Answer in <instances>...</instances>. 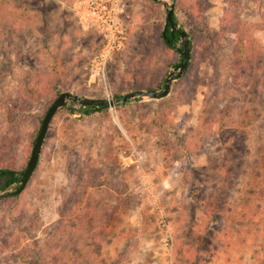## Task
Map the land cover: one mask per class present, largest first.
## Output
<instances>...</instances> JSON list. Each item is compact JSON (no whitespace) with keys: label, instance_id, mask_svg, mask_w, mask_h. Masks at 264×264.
Returning <instances> with one entry per match:
<instances>
[{"label":"rangeland","instance_id":"374dc122","mask_svg":"<svg viewBox=\"0 0 264 264\" xmlns=\"http://www.w3.org/2000/svg\"><path fill=\"white\" fill-rule=\"evenodd\" d=\"M80 1L0 0V158L16 168L57 92H130L136 75L129 58L144 16L165 26L161 0L150 12L149 0H122L126 39L101 64L103 40L75 14ZM196 2L181 0L199 9ZM202 2L211 4L209 27L217 29L226 2ZM227 4L260 48L243 54L240 66L230 33L220 73L201 63L199 84L182 89L175 80L164 99L89 115L56 111L31 180L13 207L0 202V264H29L20 254L34 244L45 264H82L80 252L92 264H264V0ZM56 59L63 77L51 74ZM180 90L193 98L178 99ZM156 112L167 114L163 128L175 147L152 134Z\"/></svg>","mask_w":264,"mask_h":264},{"label":"trees","instance_id":"16d2710c","mask_svg":"<svg viewBox=\"0 0 264 264\" xmlns=\"http://www.w3.org/2000/svg\"><path fill=\"white\" fill-rule=\"evenodd\" d=\"M202 1L197 0L196 5L200 7L195 9V6L186 7L181 4V0L176 2L174 6V20L177 24H180L184 30L188 33L190 40V61L188 63L185 73L176 80V82H181L182 89L190 88V83L199 84L200 78L197 76V70L201 63L209 62L214 69V74L218 75L220 73L221 57L220 50L222 48V40L227 34L234 35V44L232 48V55L234 62L237 66L242 64L243 54H254L259 52L260 48L258 43H256L252 38L249 40L248 34V24L242 22L238 15L231 13L230 6L227 4V1L223 7V12L219 17V23L217 29H212L209 27L207 9L211 7V4L203 7ZM236 4V2L234 1ZM129 4V2H128ZM160 7L161 3L157 0H149V2H144V7L147 12H150L152 6ZM194 8V9H193ZM159 11L163 12L162 8H158ZM190 9H192L190 11ZM181 10L187 11L186 19L183 20L180 18ZM150 22V13L146 14L142 20L141 25V39L136 40V50L131 52L130 61L132 60V66L130 65L131 71L136 75L135 87L130 89L134 90H151L157 89L163 84L164 77L168 72L169 66L177 65L180 60V53L178 51L177 43L180 40V36L176 30H172L169 23H166L165 26H160L155 22ZM74 27L71 26V33L74 34ZM65 34V33H63ZM68 34V35H70ZM254 42V43H253ZM180 45V44H179ZM141 47V49L139 48ZM181 46V45H180ZM249 53V54H248ZM153 55H156L157 67L153 69L150 65L153 61ZM246 57V59H248ZM247 61V60H246ZM65 66L60 64L59 60L56 59L51 64V74L53 76L63 77L65 72ZM132 67V68H131ZM236 73L240 72L239 67L232 68ZM233 70V71H234ZM234 72V73H235ZM235 80H237L235 78ZM39 89H46L45 86H41ZM195 88H193L194 90ZM41 91V90H40ZM130 91V92H131ZM195 91V90H194ZM58 95L60 92H57ZM179 97L182 98L183 102H189L193 95L191 93L185 94L183 91L175 92ZM216 94V92H214ZM57 95V96H58ZM168 95V94H167ZM167 95L165 97H167ZM184 95V98H183ZM121 96V95H117ZM165 97L152 100H161ZM92 98V97H88ZM139 100V99H135ZM132 100H128L126 103L116 104V107H121L124 104L130 103ZM105 106H80L75 107V104L69 105L67 107H60L58 110H65L68 113L75 114L83 113L89 115L95 111L106 110ZM57 110V111H58ZM42 116L38 121V127L36 133L38 134L42 119ZM167 114L156 112L150 121V129L152 134L157 135L161 138L164 144L175 147L167 139L165 130L163 128L166 121ZM36 134V135H37ZM34 141V140H33ZM184 141V139H182ZM44 143V141H43ZM31 148H28L27 158L25 162L16 168L11 160V158L5 159L0 158V170L14 171L16 174L10 172L0 173V192L11 188L13 186H18L20 173L23 172L26 168L28 159L30 157ZM182 151L179 149L175 151V156L181 157ZM195 175V174H194ZM193 175V176H194ZM31 178L28 180V182ZM20 193L17 195L6 196L1 201H7L8 206L13 207L15 202L19 199ZM22 231L29 232L30 228L22 226ZM78 247V246H77ZM83 252H80L81 263L82 264H92V261L86 258ZM20 259L27 261L29 264H45V256L43 255L42 250L38 249L36 245H32L25 248V254H20Z\"/></svg>","mask_w":264,"mask_h":264},{"label":"water","instance_id":"95a60500","mask_svg":"<svg viewBox=\"0 0 264 264\" xmlns=\"http://www.w3.org/2000/svg\"><path fill=\"white\" fill-rule=\"evenodd\" d=\"M161 3L165 9V24L169 23L172 30H176L180 36V47L178 51L180 53V60L177 65L170 70L163 82V85L160 89H151V90H134L128 93H125L121 96H115L113 98H88L82 97L72 92H62L51 102L46 113L42 119L38 134L36 135L32 148L30 157L28 159L26 168L23 172L20 173L19 184L15 188H8L0 192V199L6 196L17 195L25 188L28 180L32 176L39 160L41 147L47 133L49 123L60 107H66L70 103H74L80 106H105L112 107L116 104L126 103L128 100L135 99H159L165 97L170 90L171 84L173 81L180 78L186 71L188 63L190 61V37L186 30H184L179 24L174 20V2H168L167 0H161ZM10 172L16 174L14 171L0 170V173Z\"/></svg>","mask_w":264,"mask_h":264},{"label":"built area","instance_id":"2783aa9c","mask_svg":"<svg viewBox=\"0 0 264 264\" xmlns=\"http://www.w3.org/2000/svg\"><path fill=\"white\" fill-rule=\"evenodd\" d=\"M122 0H81L73 9L80 22L97 30L103 40L100 61L124 44L126 30L122 19L124 13Z\"/></svg>","mask_w":264,"mask_h":264}]
</instances>
